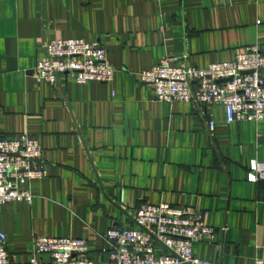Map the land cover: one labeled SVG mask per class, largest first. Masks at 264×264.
<instances>
[{"label": "crops", "instance_id": "crops-1", "mask_svg": "<svg viewBox=\"0 0 264 264\" xmlns=\"http://www.w3.org/2000/svg\"><path fill=\"white\" fill-rule=\"evenodd\" d=\"M55 37L99 42L114 81H36ZM253 44L264 52V0H0V139L40 141L49 173L30 183L32 202L0 205L14 261L27 263L40 236L86 239L104 260L103 234L135 227L144 203H169L207 213L216 231L195 256L264 264V179L249 180L253 162L264 168V120L157 101L140 81L163 59L207 68Z\"/></svg>", "mask_w": 264, "mask_h": 264}, {"label": "built area", "instance_id": "built-area-1", "mask_svg": "<svg viewBox=\"0 0 264 264\" xmlns=\"http://www.w3.org/2000/svg\"><path fill=\"white\" fill-rule=\"evenodd\" d=\"M115 74L103 45L76 38L55 37L43 43V55L34 67L35 80L52 86L62 77L78 84L111 83ZM140 81L153 89L157 101L189 102L203 110L221 105L227 123L264 120V52L258 44L246 47L233 61L207 68L190 66L180 58L163 59L141 72ZM215 127L211 120L209 130ZM42 153L40 141L27 134L0 139V205L32 202L30 183L49 174ZM259 179H264V168L253 162L249 180ZM206 214L169 203H144L134 212L135 227H112L102 235L108 247L103 249L107 258L101 261L94 259L86 239L40 236L30 260L17 263L0 231V264H219L194 254L195 243L215 240Z\"/></svg>", "mask_w": 264, "mask_h": 264}]
</instances>
